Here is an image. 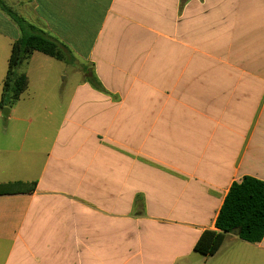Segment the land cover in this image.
<instances>
[{
  "label": "crops",
  "instance_id": "obj_1",
  "mask_svg": "<svg viewBox=\"0 0 264 264\" xmlns=\"http://www.w3.org/2000/svg\"><path fill=\"white\" fill-rule=\"evenodd\" d=\"M2 1L103 92L81 75L52 137L0 118V185L36 183L0 194V264H165L233 182L264 181V0ZM19 37L0 10L1 91Z\"/></svg>",
  "mask_w": 264,
  "mask_h": 264
},
{
  "label": "rangeland",
  "instance_id": "obj_2",
  "mask_svg": "<svg viewBox=\"0 0 264 264\" xmlns=\"http://www.w3.org/2000/svg\"><path fill=\"white\" fill-rule=\"evenodd\" d=\"M20 70L28 74L29 86L15 103H11L7 96V106L4 109L11 112L9 116L20 120L16 123L17 128L23 135H27L28 141H33V135L52 137L66 112L75 88L82 83L81 75L85 77V68L82 67V62L78 63L75 60L58 62L40 53H34L31 62L23 64ZM78 103L77 100L74 102L73 109L77 108ZM0 118H7L2 110ZM29 144L31 143H27ZM261 145V150H264V135ZM156 208L150 207L154 213H157ZM131 211L136 216L145 213V196L142 193H136ZM163 228L160 225L156 230ZM165 240L172 245L169 237L166 236ZM157 243L164 244V241L159 239ZM161 251L166 254L169 248H163ZM166 256L168 262L172 261L175 254L167 253ZM177 256L170 264H264V242L249 244L235 236L227 235L218 252L205 257L193 252L183 240ZM167 262L165 264H168Z\"/></svg>",
  "mask_w": 264,
  "mask_h": 264
},
{
  "label": "trees",
  "instance_id": "obj_3",
  "mask_svg": "<svg viewBox=\"0 0 264 264\" xmlns=\"http://www.w3.org/2000/svg\"><path fill=\"white\" fill-rule=\"evenodd\" d=\"M4 12L20 31V37L11 45L6 75L0 94V110L9 96L11 103L19 100L27 88L25 75L16 74L17 67L32 53L37 52L57 61L74 60L60 45L42 30L27 22L0 0ZM85 72L84 80L100 92L102 86L93 73ZM36 183H12L0 185V194L5 192H30ZM227 235H234L249 244L264 240V181L252 176H243L233 182L223 200L214 222V229H205L199 235L192 251L205 257L215 255Z\"/></svg>",
  "mask_w": 264,
  "mask_h": 264
},
{
  "label": "water",
  "instance_id": "obj_4",
  "mask_svg": "<svg viewBox=\"0 0 264 264\" xmlns=\"http://www.w3.org/2000/svg\"><path fill=\"white\" fill-rule=\"evenodd\" d=\"M4 111L7 112V114H8V110H6V109L3 108L2 109L3 115H4Z\"/></svg>",
  "mask_w": 264,
  "mask_h": 264
}]
</instances>
